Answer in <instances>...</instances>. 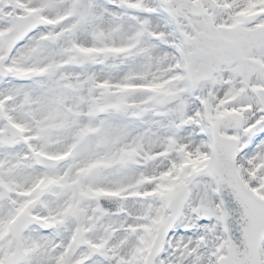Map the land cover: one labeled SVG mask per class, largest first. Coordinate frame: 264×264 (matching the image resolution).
<instances>
[{"label": "snow or ice", "instance_id": "6c2138e0", "mask_svg": "<svg viewBox=\"0 0 264 264\" xmlns=\"http://www.w3.org/2000/svg\"><path fill=\"white\" fill-rule=\"evenodd\" d=\"M0 264H264V0H0Z\"/></svg>", "mask_w": 264, "mask_h": 264}]
</instances>
